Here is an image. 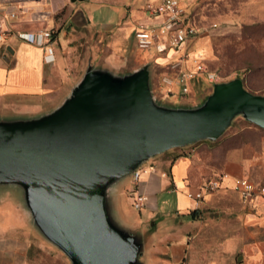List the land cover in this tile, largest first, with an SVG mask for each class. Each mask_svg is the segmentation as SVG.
Listing matches in <instances>:
<instances>
[{"label":"water","instance_id":"water-1","mask_svg":"<svg viewBox=\"0 0 264 264\" xmlns=\"http://www.w3.org/2000/svg\"><path fill=\"white\" fill-rule=\"evenodd\" d=\"M151 63L117 73L88 58L55 107L0 115V187L21 192L19 202H3L70 264H146L144 228L117 211L123 182L170 149L216 141L238 117L264 130V95L242 78L213 83L197 104H165L153 92Z\"/></svg>","mask_w":264,"mask_h":264},{"label":"crops","instance_id":"crops-1","mask_svg":"<svg viewBox=\"0 0 264 264\" xmlns=\"http://www.w3.org/2000/svg\"><path fill=\"white\" fill-rule=\"evenodd\" d=\"M144 20L145 17L140 22ZM96 22L95 13L87 8L84 0H0V108L26 103L47 106V110L55 107L79 80L87 59L97 61L98 54L93 53L91 45L95 33L114 31L117 34L120 31L123 41L129 37L130 31L125 28L127 24L120 27L122 22L106 20L97 27ZM38 31L51 34L43 46L19 37L21 33ZM83 32L84 36H89L85 55L78 51L80 45H77ZM132 41L135 45L133 36ZM45 46L52 48V62L44 59ZM7 47L12 53L5 61L3 55ZM186 50L187 46L166 54L151 52L148 60L166 67L167 63L183 56ZM136 51L140 50L136 48ZM136 51H130V57L138 55ZM184 62L183 58L182 66L186 67ZM261 76L251 70L238 77L242 78L248 91L264 95ZM192 80L190 91L196 94L197 100L204 98L211 84L199 89L198 83ZM172 99L179 104L186 102L176 94ZM184 153L173 162L161 158L153 162L149 160L141 167L143 172L136 184H133L132 177L123 182L116 194L117 211L122 220L137 228H145L154 220V228L172 240L167 245V261L177 264L184 250L189 248L187 229L199 220L191 219L189 211L195 209V204L186 194L200 190L215 173L223 172L226 176L217 194L219 197L229 194L241 204L237 221L246 233L219 238L222 241L218 240V244L224 248L225 254L217 262L190 260L186 264H264V193L258 195L252 205L246 206L235 190L237 180L242 178L264 187V130L250 123L240 125L216 141H202L185 147ZM137 192L147 197L146 204L139 211L131 206ZM214 194L204 196L199 208L200 219L204 217V211L215 207ZM8 217L7 222L0 223V264H26L33 232L18 210L10 209ZM214 220L209 223L220 224V220Z\"/></svg>","mask_w":264,"mask_h":264},{"label":"rangeland","instance_id":"rangeland-1","mask_svg":"<svg viewBox=\"0 0 264 264\" xmlns=\"http://www.w3.org/2000/svg\"><path fill=\"white\" fill-rule=\"evenodd\" d=\"M148 1L157 0H84L87 8L97 17V27L106 20H111L114 23L122 22L120 27L127 24L125 28L130 31L129 37L124 41L119 34L120 31H117V34L114 31L94 34L91 45L93 53L98 54L97 61H94L97 65H107L117 73H126L149 62L148 57L151 51H136L132 41V30L141 18L145 17L144 6ZM182 2L191 15V22L197 33L187 44L185 51L187 58L184 62L186 67L181 64L179 68L172 69L171 66L161 67L156 65L154 60L150 61L152 62L151 86L159 101L179 105V101L172 99L175 94L186 99L185 104H197L203 100V97L197 100L192 90L184 93L178 88L179 91H175L178 85L174 78L178 70L187 68L192 71L194 69L192 59L195 58L201 61L208 72L217 76L218 82L229 81L252 70L255 74L262 75L264 83V0H182ZM88 37V35L84 36L83 32L80 42H77L79 43L77 45H80L78 51L82 55L86 53ZM130 51H136L140 56L130 57ZM166 77L172 80L171 85L163 81ZM192 81L198 83L196 85L199 89L211 84L207 95L211 92L213 83L206 80L205 73H198ZM196 93L198 94L199 91ZM27 105L26 103L23 106L1 107L0 115H28L47 110L45 108L47 106ZM240 125H248V123L238 117L223 135ZM181 149L185 147L170 149L150 161L153 162L159 158L171 160L172 155L180 153ZM213 193H215V207L211 211H204V217L195 221L193 226L187 229L189 248L184 250L177 264H186L190 260L196 263L217 262L225 254L224 248L218 244L219 238L233 233L241 235L246 233L237 221L241 204L229 194L224 198L218 196L217 190ZM20 194V190L15 186L0 187V223L7 222L10 209L13 210L3 200L14 198L16 202H19ZM202 202L195 205V208H200ZM213 219L216 222L220 220V224L209 223ZM149 228H151L150 222L141 231L146 244L143 260L146 264H169L167 245L172 243V240L166 239L157 227L152 233L149 232ZM165 233L170 234L169 231ZM31 238L26 264H70L65 254L36 232L33 231Z\"/></svg>","mask_w":264,"mask_h":264},{"label":"built area","instance_id":"built-area-1","mask_svg":"<svg viewBox=\"0 0 264 264\" xmlns=\"http://www.w3.org/2000/svg\"><path fill=\"white\" fill-rule=\"evenodd\" d=\"M145 20L138 23L133 30V38L136 48L141 51H151L157 54H166L169 51H177L184 49L188 42L196 35L197 30L191 22V15L187 11L186 5L182 0H157L154 2L148 1L144 6ZM51 34L49 31H38L36 33H21L19 37L29 43L43 46L45 41H48ZM0 39L2 36L0 35ZM46 47V46H45ZM44 59L46 62H52L54 56L52 48L46 47ZM183 58H187L185 53L176 61L171 62L169 66L179 68ZM194 69L188 70L182 68L178 70L174 81L179 88L187 93L190 89V81L198 73H205L206 79L210 83L218 82L217 76L208 72L200 60L192 59ZM163 81L171 85L170 78H164ZM143 169L136 170L133 175V184L139 181ZM226 175L223 172L215 173L200 188L193 193H187L186 196L195 205H198L204 199L206 194L214 192L221 187L223 179ZM241 202L243 205L250 206L254 203L256 197L264 193V187L256 186L253 182L246 178L237 180L235 185ZM147 197L142 193H135L131 206L139 211L146 204Z\"/></svg>","mask_w":264,"mask_h":264},{"label":"trees","instance_id":"trees-1","mask_svg":"<svg viewBox=\"0 0 264 264\" xmlns=\"http://www.w3.org/2000/svg\"><path fill=\"white\" fill-rule=\"evenodd\" d=\"M170 63H167L165 66L168 67ZM244 84V83H243ZM244 87H245V84H244ZM246 88V87H245ZM181 152L180 153H175L172 155L171 159H172V162L177 158V157H180V156H184V149H181L180 150ZM189 215L191 217V219L193 220H197V219H200L201 218V210L199 208H195V209H192L189 211ZM155 224L156 222L153 220L150 222V226H151V231H154V227H155Z\"/></svg>","mask_w":264,"mask_h":264}]
</instances>
